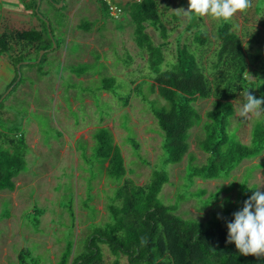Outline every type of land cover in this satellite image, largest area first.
<instances>
[{
  "label": "rangeland",
  "instance_id": "1",
  "mask_svg": "<svg viewBox=\"0 0 264 264\" xmlns=\"http://www.w3.org/2000/svg\"><path fill=\"white\" fill-rule=\"evenodd\" d=\"M160 3L163 20L170 30L165 49L167 63L175 62L176 50L181 44L194 52L201 51L205 57L203 62L208 64L216 48L214 32L222 21L195 14L189 19L178 14L176 22L172 14L181 8L188 10L189 0H160ZM252 3L251 9L237 13L230 21L244 39L247 52L264 57V0H252ZM37 6L40 18L49 20L48 30L53 31L59 48L53 49V43L44 64H22L21 83L0 102V126L25 133L31 148L26 171L16 179V190L0 191V264H20L19 254L23 249L30 252L27 264H57L69 243L74 245V255H79L94 229L92 215L83 206L90 179L94 195L91 205L97 210L95 222L109 221L108 197L118 186L93 158L96 147L93 134L99 127L112 131L122 149L129 176L135 182L147 185L153 169L167 170L170 180L159 198L170 206L179 194L189 197L179 204L176 212L183 220L208 226L209 222L224 219L226 211H240L238 193L244 187L264 191V152L245 160L227 180H196L190 187L185 181L191 155L195 157V165L206 163L208 155L199 149L198 142L205 137L202 128L207 122V112L214 108L212 100L195 104L200 125L191 130L190 151L184 161L165 164L167 157L160 128L149 107L161 110L169 108V104L153 91L150 83L142 85V78L149 70L142 51L133 41V28L127 16L120 22L107 17L97 0H44L42 5L39 0ZM37 21L42 24L38 18L32 24ZM86 21L93 23L91 30H79L78 26ZM200 31L210 34L211 47L201 50L194 44V35ZM148 32L157 44L161 43L157 32L152 29ZM128 56L132 63L126 67L123 63ZM18 65L15 70L8 65L0 68V96L14 86L7 89L8 83L17 76ZM79 69H84V75L75 74ZM110 77L124 84V95L140 86L147 98L146 104L133 95L130 105L124 107L111 94L99 93L102 80ZM241 105L235 103L236 115L228 133L232 139L250 144L253 126L260 118L238 117ZM130 138L139 143L145 162L134 152ZM70 202L76 215L74 225L65 208ZM34 207L44 211L39 231L33 229L28 215ZM99 246L104 264H115L119 257L112 255L108 245ZM119 264L129 262L120 257Z\"/></svg>",
  "mask_w": 264,
  "mask_h": 264
},
{
  "label": "trees",
  "instance_id": "2",
  "mask_svg": "<svg viewBox=\"0 0 264 264\" xmlns=\"http://www.w3.org/2000/svg\"><path fill=\"white\" fill-rule=\"evenodd\" d=\"M97 2L103 13L115 21L120 22L124 15L128 17L133 28V41L142 51L149 70L142 78V85L150 83L153 91L169 104V108L161 110L149 107L160 128L166 165L180 164L189 154L191 130L200 125L195 104L200 100L214 102V108L207 112V122L202 128L205 137L198 142L199 149L208 157L203 166H197L194 164L195 157L191 155L185 179L189 187L196 180H227L245 160L259 157L264 152V116L254 124L250 144L238 142L228 133L236 115L235 103L245 102L240 93L250 90L256 98L264 97V57L247 52L244 39L231 21H222L215 29L216 48L208 64L203 62L205 57L203 53L200 54L201 51L194 52L190 50L191 47L181 44L177 47L175 62L171 64L167 63L165 55L170 30L163 20L160 0H133L126 3L121 0L119 6L123 11L118 18L110 15L106 4L100 0ZM37 3L38 0L34 1L28 8L31 16L42 21L40 28L0 33V55L7 57L15 69L22 62L38 60L43 50L46 52L40 63L30 65L44 64L53 43L59 48L53 31L50 30L51 38L47 23L40 18ZM172 17L178 22V14H172ZM92 26L91 21H86L78 28L88 32ZM149 29L159 34L161 43L154 41ZM212 43L207 31L195 33L194 44L201 50L211 47ZM131 63L132 58L128 56L123 64L128 67ZM165 65L166 69H163ZM84 73V69L75 72L80 76ZM16 74L7 89L14 85L18 72ZM22 77L11 92L17 89ZM134 83L130 82L131 85ZM123 85L115 77L104 78L99 93L111 94L124 107L130 105L133 95L146 104L147 98L140 86L136 87L135 92L124 95ZM93 137L96 142L94 160L99 163L100 170L118 186L115 193L108 197L106 209L109 221L104 224L95 222L97 210L91 205L94 195L90 179L83 206L92 215L94 229L86 238L79 255H74V245L69 243L57 264H104L101 244L108 245L112 255L119 257L115 264H119L120 257L127 259L129 264H264V256H244L234 243H228L227 223L234 221L233 214L237 211H226L224 219L209 222L208 226L179 218L176 215L179 204L189 197L179 194L175 204L170 206L161 202L160 194L170 180L166 169H153L150 183L141 185L130 178L122 149L116 144L112 131L107 127H99ZM129 143L141 161L145 162L140 155L139 143L132 138ZM30 151L25 133L0 126V191L16 190V179L26 171ZM256 190V187H244L238 193L240 210ZM65 208L74 225L76 215L72 202L66 204ZM43 214L44 211L39 207H34L28 213L35 231L40 230ZM27 256H30L29 250L23 249L19 254L20 264H27Z\"/></svg>",
  "mask_w": 264,
  "mask_h": 264
},
{
  "label": "clouds",
  "instance_id": "3",
  "mask_svg": "<svg viewBox=\"0 0 264 264\" xmlns=\"http://www.w3.org/2000/svg\"><path fill=\"white\" fill-rule=\"evenodd\" d=\"M252 6V0H189L188 10L181 8L175 12L189 19L195 14L227 22ZM240 96L245 102L237 111L238 117L248 120L264 116V97L258 99L250 90H243ZM233 215L234 221L227 223L228 243H234L244 256H264V191H254L250 199L244 202L242 210Z\"/></svg>",
  "mask_w": 264,
  "mask_h": 264
},
{
  "label": "crops",
  "instance_id": "4",
  "mask_svg": "<svg viewBox=\"0 0 264 264\" xmlns=\"http://www.w3.org/2000/svg\"><path fill=\"white\" fill-rule=\"evenodd\" d=\"M34 1L36 0H0V33L10 30L23 31L31 28H40L41 25L38 21L32 24L35 17L31 16L28 8V5ZM43 1L41 0V5ZM124 1L125 3L130 2V0ZM4 65H8L15 70L10 60L0 55V68ZM11 82L8 84H11Z\"/></svg>",
  "mask_w": 264,
  "mask_h": 264
},
{
  "label": "built area",
  "instance_id": "5",
  "mask_svg": "<svg viewBox=\"0 0 264 264\" xmlns=\"http://www.w3.org/2000/svg\"><path fill=\"white\" fill-rule=\"evenodd\" d=\"M106 4L110 9V15L118 18L122 14V7H120L121 0H100Z\"/></svg>",
  "mask_w": 264,
  "mask_h": 264
},
{
  "label": "water",
  "instance_id": "6",
  "mask_svg": "<svg viewBox=\"0 0 264 264\" xmlns=\"http://www.w3.org/2000/svg\"><path fill=\"white\" fill-rule=\"evenodd\" d=\"M47 21V20H46ZM48 24V21L46 22ZM49 32H50V29H49ZM50 35H51V38H52V34L50 32ZM57 46L56 44L54 43V46H53V49H55ZM46 51H41L40 52V56L38 58V60L36 62H33V61H25V62H22L21 64L18 65V73H19V77H18V82L20 81L21 79V72H20V69H21V65L24 64V65H27V64H33V63H40V61L42 60V57L43 55L45 54ZM18 82H16L14 85H16ZM13 87H11L10 89H8V91L2 96V98L0 99V102L3 101L9 94L10 92L12 91Z\"/></svg>",
  "mask_w": 264,
  "mask_h": 264
}]
</instances>
